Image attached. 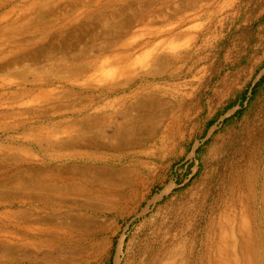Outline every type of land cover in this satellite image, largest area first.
Segmentation results:
<instances>
[{
	"label": "rangeland",
	"instance_id": "rangeland-1",
	"mask_svg": "<svg viewBox=\"0 0 264 264\" xmlns=\"http://www.w3.org/2000/svg\"><path fill=\"white\" fill-rule=\"evenodd\" d=\"M57 1L59 18L74 2L87 0ZM138 2L139 9L131 11L143 14L136 19L143 22L134 31H161L155 38L158 59L149 57L143 67L133 60L131 72L85 88L57 82L55 71L40 87H0L1 169L94 170L104 178L114 173L105 180L113 187L96 186L100 197L92 207L54 210L17 197L0 200V264H147L160 248L164 221L170 224V213L186 205L192 209L198 253L208 209L228 177L251 172L264 161V0ZM151 3L158 6L141 9ZM38 12L53 19L50 5ZM128 15L134 14L128 11L123 18ZM118 19L113 15L111 21ZM60 33L48 40L59 42ZM50 95L58 101L48 104ZM140 102L146 106L134 116ZM102 115L112 118L83 127L84 140L113 143L116 124L132 128L138 138L121 150L73 148L70 159H30L32 127ZM27 212L44 218L43 230L32 229ZM49 218L53 228L44 229Z\"/></svg>",
	"mask_w": 264,
	"mask_h": 264
},
{
	"label": "bare ground",
	"instance_id": "bare-ground-1",
	"mask_svg": "<svg viewBox=\"0 0 264 264\" xmlns=\"http://www.w3.org/2000/svg\"><path fill=\"white\" fill-rule=\"evenodd\" d=\"M15 1L0 0V10L10 7L0 15V87H40L44 84L41 80L55 71L58 75L54 80L57 82L70 81L71 85L85 88L109 78L113 81L126 70L131 72L133 68L129 66L133 60L143 67L142 62L146 63L149 57L153 60L159 58L160 42L155 38L161 31L149 32L152 35L134 31L143 22L142 18L136 21L143 14L131 11L139 9L138 0H131L130 4L128 0L76 1L70 7L72 9L66 10L59 18L54 11L59 5L57 0H22L21 6L15 5ZM111 3L125 6L112 8ZM49 5L53 19L38 12ZM157 6L151 3L144 8L141 5V9L146 12ZM29 11L36 15L30 18L28 14L26 17ZM128 11L134 15L123 18ZM113 15L122 19L111 21ZM29 21L32 23L27 26ZM58 29H61L59 42L48 40ZM100 39L103 43H97ZM47 67H50L48 72L45 71ZM71 96L68 95L69 98ZM56 101L57 98L50 95L47 103ZM31 104L32 101L23 102L19 108ZM142 106L145 108L146 102ZM142 106L141 102L137 103L134 116L142 114ZM105 116L112 118L111 115H102L86 122L62 118L49 121L45 127H32L29 136L35 139L30 159L34 160L39 155L70 159L68 156L73 148L121 150L131 138H138L132 128L116 124L117 134L113 143L84 140L81 135L83 127L98 125L100 120L105 122ZM76 131H80L78 136L74 134ZM108 175L104 178L106 174L94 170L70 168L34 169L19 165L13 169L0 168V200L5 197L6 201L14 202L17 197L21 202L54 207V210L74 208L76 204L92 207L100 197L96 186L113 187L105 180L112 178L114 173ZM222 188L208 209L202 240L199 241L201 250L198 253L194 250L196 236L193 235L192 209L182 206L170 213V224L164 221L160 248L147 264H264V161L246 174H231ZM84 194L88 198L84 199ZM23 215L32 223L34 231L43 230L44 218L32 212ZM50 221V225L44 224V229L53 228V220Z\"/></svg>",
	"mask_w": 264,
	"mask_h": 264
}]
</instances>
